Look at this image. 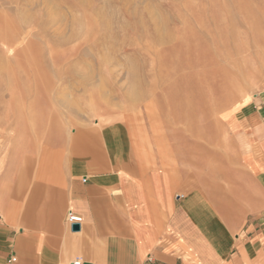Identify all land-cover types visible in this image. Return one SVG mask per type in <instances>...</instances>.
<instances>
[{"label":"rangeland","instance_id":"obj_1","mask_svg":"<svg viewBox=\"0 0 264 264\" xmlns=\"http://www.w3.org/2000/svg\"><path fill=\"white\" fill-rule=\"evenodd\" d=\"M245 105L264 106V0H0V156L75 154L117 122L156 172L210 145L221 173Z\"/></svg>","mask_w":264,"mask_h":264},{"label":"crops","instance_id":"obj_2","mask_svg":"<svg viewBox=\"0 0 264 264\" xmlns=\"http://www.w3.org/2000/svg\"><path fill=\"white\" fill-rule=\"evenodd\" d=\"M226 123L221 173L210 145L156 172L117 122L75 154L0 156V264H264V106Z\"/></svg>","mask_w":264,"mask_h":264},{"label":"built area","instance_id":"obj_3","mask_svg":"<svg viewBox=\"0 0 264 264\" xmlns=\"http://www.w3.org/2000/svg\"><path fill=\"white\" fill-rule=\"evenodd\" d=\"M67 221L70 223V225L73 227L74 224H79L81 225L82 223V217L73 212V211H69L67 214ZM73 264H80V261H74Z\"/></svg>","mask_w":264,"mask_h":264},{"label":"water","instance_id":"obj_4","mask_svg":"<svg viewBox=\"0 0 264 264\" xmlns=\"http://www.w3.org/2000/svg\"><path fill=\"white\" fill-rule=\"evenodd\" d=\"M72 228H73V230H79L80 229V225L79 224H74Z\"/></svg>","mask_w":264,"mask_h":264}]
</instances>
